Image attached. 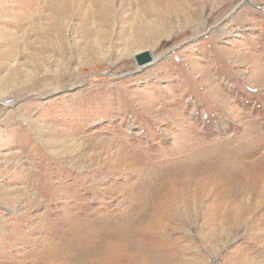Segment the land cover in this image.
<instances>
[{
    "label": "rangeland",
    "instance_id": "obj_1",
    "mask_svg": "<svg viewBox=\"0 0 264 264\" xmlns=\"http://www.w3.org/2000/svg\"><path fill=\"white\" fill-rule=\"evenodd\" d=\"M62 1L0 0V264L44 263L46 238L89 261L115 237L170 264H264L259 198L236 225L202 204L264 157L234 153L264 142V0H87L85 25Z\"/></svg>",
    "mask_w": 264,
    "mask_h": 264
},
{
    "label": "bare ground",
    "instance_id": "obj_2",
    "mask_svg": "<svg viewBox=\"0 0 264 264\" xmlns=\"http://www.w3.org/2000/svg\"><path fill=\"white\" fill-rule=\"evenodd\" d=\"M86 1L87 0H63L60 3H55V4L53 3L54 13L58 14V16L62 15L61 18H59V19H61L62 21H66L69 18H71V15H73V13L77 12L76 13V15H77L76 17L78 18V20L83 22V23L87 22L89 20V18L86 17L87 15L85 16V15L82 14L83 8H85V5H86L85 3H87ZM91 1L93 2L94 6L96 4L100 5V4H104L106 2V6H109V9L108 8H101V12L103 13L104 16H105V14L110 13L111 4L113 3L112 0H91ZM88 2H89V0H88ZM139 2H141L140 4L145 6V4L148 3V0H139ZM106 19H107L106 22L109 24V22H108L109 18H106ZM59 24H57V21H56L55 25L58 26ZM84 25H85V23H84ZM65 26H67V25H65ZM83 27L85 29V30L82 29L84 31V33L86 35H91V30L89 31L87 28H85L86 26H83ZM60 28L63 29V27L54 28V26H53V29L56 32H60L61 33V29ZM72 28H73V26H72ZM80 28H81V26H80ZM63 31L64 30H62V32ZM61 49H62V46L60 48V52H61ZM149 55L151 57V53H149ZM153 61H154L153 58H151L150 62H153ZM147 64H145V65H147ZM252 81H253V87H252V89H250L251 92H253V90H254L255 94H259L261 92H264V85L262 84L263 82L261 80L254 79ZM225 108H226V106H225V104H223L222 109L224 110ZM246 129H248V128H246ZM255 135H256V137L254 136V137L250 138L251 140H249V142L251 143V147H248V148H250V149L246 148V150H244V151L239 150L238 151L239 153L238 152H234V153H236V158H242L245 161H249L251 158L253 159L254 157L257 156V154L259 152L258 151L259 148L260 149H264V142L258 141L259 133L257 132ZM242 159H239L237 161L240 162ZM237 161H236V163L238 164L239 162H237ZM251 164H253V163H251ZM190 173L191 172H188L186 175H189ZM218 179L221 181L220 178H217V180ZM226 179L229 180V182H228L229 186L235 185L234 188L233 189L231 188L232 189L231 191H226V192H223V193H211V192H209L210 193L209 195H206V196H204L202 198L203 199L202 204H204V206H203L204 209L206 208V210L208 209V211L210 213H212V216H211L212 219L213 220H217L219 222V224H223V223H227V222L229 223V221H230V222H233L236 225L238 223L237 219L241 218L240 216L242 214V212H241L242 210H240L238 212L239 209H237V207H236L237 204H233V203L237 202L239 205H243V201H244L243 198L244 197L241 198V196H243L244 192H250L252 199L257 197L260 200V201H256L255 200L254 203L252 204L253 206L252 205H248L250 208L251 207L254 208L258 204L260 206L264 204V157L262 158V161H260V163H258V164L254 163L252 166H250V168H247L246 170L241 166L239 171H236V174L235 173L233 175L230 174L229 178H226ZM226 179L224 178V180H226ZM207 180H208L207 182L205 181L206 185L204 187H201L202 188V190H201L202 192L203 191L206 192L205 188L210 190V191H212L211 189L215 185L214 181H209L210 179H207ZM219 187H221V186H219ZM247 195H249V194H247ZM222 208H223V210H222ZM240 208H241V206H240ZM248 208H247V210H248ZM49 212L50 211L47 209L46 212L44 213V216L46 218L49 216ZM231 213H235V215H238V216L235 219H232L230 217V215H229ZM212 219L208 218V219H206V221L204 223L207 224L210 221H212ZM41 222H43V221H41ZM40 225L41 224H39V226ZM44 229H46V227ZM2 231H3V233H0V234L3 236L5 230H2ZM2 231H0V232H2ZM12 233H17L16 232V228L12 229L11 234ZM135 236L139 237L138 235H135ZM8 237L9 236H7V238ZM100 237H102V236H100ZM115 238H113V240L111 241V242H114V243L106 241V239L102 240V242L101 241L97 242L98 244H96L95 248L93 250H90L86 254L90 258L89 261H86V256H84L82 259L79 258V260L74 261L72 263L70 262V260L67 257H65V256L63 257L62 256V254H64L65 252L62 253V254H59L58 251H57V250H59V248H62V249L65 250L64 245L62 244V242H60L59 245H58V244L54 243V241H50V239L46 238V240H44V241H45V243L48 242L47 245H50L51 248L49 249L48 253L47 252L44 253V254L42 253L43 254V259H46L44 261V263H42V264H124V263L125 264L126 263H131V264H170L171 263V261L169 260L168 256H166V255H165L166 259H161V257L157 258L159 256H152L153 254L150 255V256H147V255L145 256L143 249H142L143 252H140L138 250L136 253H132L131 254V244L128 241H126V243H124L123 241H119V242L115 241ZM21 240L24 242V239H21ZM145 240H146V238H145ZM103 241L105 242V244L103 243ZM16 244H18V243H16ZM164 245H167V243L164 242ZM146 246H147V244H146ZM52 247H54V248H52ZM152 247H153V245H152ZM45 250H47V249H45ZM156 250H157V248H156ZM172 251H174V248H173ZM68 252H69V250H68ZM150 252H151V250H150ZM152 252H155V249ZM157 252H159V251H157ZM147 253H149V251ZM173 257H175L174 252H173ZM70 258H72V257H70ZM96 260H98L97 263H94ZM71 261H73V260H71Z\"/></svg>",
    "mask_w": 264,
    "mask_h": 264
},
{
    "label": "water",
    "instance_id": "obj_3",
    "mask_svg": "<svg viewBox=\"0 0 264 264\" xmlns=\"http://www.w3.org/2000/svg\"><path fill=\"white\" fill-rule=\"evenodd\" d=\"M244 0H242L239 4L238 7L243 3ZM134 59L136 61L137 66H142L151 61V57L149 55V52H142L134 56Z\"/></svg>",
    "mask_w": 264,
    "mask_h": 264
},
{
    "label": "built area",
    "instance_id": "obj_4",
    "mask_svg": "<svg viewBox=\"0 0 264 264\" xmlns=\"http://www.w3.org/2000/svg\"><path fill=\"white\" fill-rule=\"evenodd\" d=\"M13 104L12 100H5L1 105L4 107H9Z\"/></svg>",
    "mask_w": 264,
    "mask_h": 264
}]
</instances>
